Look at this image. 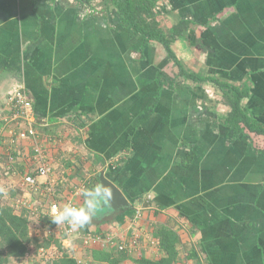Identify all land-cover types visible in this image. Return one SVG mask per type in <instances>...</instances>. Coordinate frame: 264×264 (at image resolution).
Segmentation results:
<instances>
[{
	"label": "crops",
	"instance_id": "0c3cea01",
	"mask_svg": "<svg viewBox=\"0 0 264 264\" xmlns=\"http://www.w3.org/2000/svg\"><path fill=\"white\" fill-rule=\"evenodd\" d=\"M155 1L166 30L190 24L172 44L178 59L248 84L242 106L264 124V0ZM144 40L103 0H0V200L36 215L33 235L58 237L45 220L51 202L81 204L77 189L104 170L135 209L142 196L153 202L136 225L135 209L101 210L75 229L70 250L81 264H100L93 251L102 248L120 264L159 258L156 226L177 232L176 264H264V154L225 123L231 108L216 87L177 79L159 90L157 72L177 67L161 43ZM18 85L32 101L26 118L9 102ZM42 156L46 176L37 174ZM82 233H115L128 247L85 245Z\"/></svg>",
	"mask_w": 264,
	"mask_h": 264
},
{
	"label": "trees",
	"instance_id": "16d2710c",
	"mask_svg": "<svg viewBox=\"0 0 264 264\" xmlns=\"http://www.w3.org/2000/svg\"><path fill=\"white\" fill-rule=\"evenodd\" d=\"M86 1L91 3L93 0ZM103 4L114 7L119 16V22L128 25L131 29V36L142 34L145 36V44L158 41L164 46L174 66L177 67V72L175 76H171L170 73L159 70L155 76L159 90L165 86L175 87L177 79H187L195 84H210L216 87L221 91L224 101L231 108L225 123L234 132L248 136L253 141L254 148L264 154V140H262L264 124L253 120L250 110L242 106V100L250 94L248 84L236 85L217 76L193 71L176 56L172 44L177 39L188 36L189 22L181 21L166 30L162 27L155 11V0H103ZM148 196H142V204L148 205L153 202V197L151 196L149 199ZM45 220L50 226L55 225L50 218L46 217ZM59 235L58 237L45 233L38 236L33 235L30 212L25 210L17 213L12 206L0 201V264H13V260L20 262L27 256L32 246L44 253L46 251L47 255L43 257V264H80L70 248L63 244L65 235L62 232ZM154 236L159 241L162 256L153 259L140 254L135 259L136 264H176L180 256V239L177 232L166 226H160L155 230ZM112 245L114 244H107L109 247H113ZM93 257L98 261L96 263L100 264H120L122 259V257L114 256V252L104 248L95 249Z\"/></svg>",
	"mask_w": 264,
	"mask_h": 264
},
{
	"label": "built area",
	"instance_id": "2783aa9c",
	"mask_svg": "<svg viewBox=\"0 0 264 264\" xmlns=\"http://www.w3.org/2000/svg\"><path fill=\"white\" fill-rule=\"evenodd\" d=\"M9 102L12 105V109L15 110L16 112H18L19 114H21L24 118H26L29 115V112L31 110L32 107V101L30 100V98L28 97L26 91L24 90V88L21 85H18L17 87H15L9 97ZM42 156V158L39 159V163L38 164V168H37V174L38 175H42V176H46L49 173V165L48 162L46 161V158ZM36 182L35 177L34 176H27L25 178V183L29 184V185H34ZM86 186V184H82V188H78L76 191L77 195H81V190ZM148 198L150 199L151 196H148ZM70 204H75L72 202V200L70 202H68ZM17 204H23L25 206H28L29 208H31L28 204V202H26V200H20L18 201ZM53 205H60V203L56 200L52 201L50 204V208H49V213H50V209ZM142 207L136 208L134 211V216L129 220L131 225H136L139 221L142 220V215H143V208H145L146 205L142 204ZM61 232L65 235L63 238V244L66 246L67 241L69 242L70 246L72 247V244L70 242H72V236L76 235L77 232L75 229H72L71 227L67 226V225H58ZM106 236L105 238H103L101 235L98 234H91V233H82L81 234V238L82 241L85 245H92L93 243L96 242H100L102 240V238L106 241V244L108 243H116L118 242L117 239H119L118 235H116L115 233L112 234H108V235H103ZM139 238H140V234L135 230L132 234L131 237L129 239V241L127 242L130 246L136 247L139 243ZM126 242L124 243H119L118 242V248L120 251H124L126 249V247H128V244ZM83 244V245H84ZM68 247V246H66ZM70 248V247H69ZM72 249V248H71ZM79 263L81 264V260L78 259Z\"/></svg>",
	"mask_w": 264,
	"mask_h": 264
},
{
	"label": "clouds",
	"instance_id": "9594fccd",
	"mask_svg": "<svg viewBox=\"0 0 264 264\" xmlns=\"http://www.w3.org/2000/svg\"><path fill=\"white\" fill-rule=\"evenodd\" d=\"M80 194L83 202L79 205L65 203L51 207L49 218L53 224L67 225L72 229L84 228L113 200V192L101 183L85 186Z\"/></svg>",
	"mask_w": 264,
	"mask_h": 264
},
{
	"label": "water",
	"instance_id": "95a60500",
	"mask_svg": "<svg viewBox=\"0 0 264 264\" xmlns=\"http://www.w3.org/2000/svg\"><path fill=\"white\" fill-rule=\"evenodd\" d=\"M99 183L108 186L113 192V200L111 204L105 205L102 209L105 211V214L115 216L121 211L135 209L122 190L105 175L104 170L99 173Z\"/></svg>",
	"mask_w": 264,
	"mask_h": 264
},
{
	"label": "rangeland",
	"instance_id": "374dc122",
	"mask_svg": "<svg viewBox=\"0 0 264 264\" xmlns=\"http://www.w3.org/2000/svg\"><path fill=\"white\" fill-rule=\"evenodd\" d=\"M95 3L97 4L98 2H95ZM0 201H1L3 204H6V205L8 204L7 201H2V200H0ZM28 204H29V206H30L31 208L34 207L33 204H30L29 202H28ZM8 205H10V204H8ZM17 205H18V204H17ZM10 206H11V205H10ZM14 207H15V206H14ZM28 208H29V207H28ZM16 212H17V211H16ZM17 213H18V212H17ZM30 218H31V222H34V224H35V223H36V220H37L36 215H35L34 217H31V215H30ZM35 228H36V227L34 226V227L31 228V230L34 232V229H35ZM157 228H159V227L156 226V227L154 228V232H155V230H157ZM57 229H58V230H57L58 232H61V230H60L59 227H58ZM149 232L152 233L151 230H148L147 234H149ZM151 233L149 234V236L151 235ZM148 241H149V244H150L151 246H156L155 244H153V243L151 242V240H148ZM66 246L72 248V247L70 246V244H69L68 241H67ZM155 248L158 249L159 247L156 246ZM46 255H47L46 251H45V253H44V252H42V250H36L35 247L32 246L31 249H30V252L27 254L26 257H24L20 262L17 261V260H13V264H43L42 260H43V257H46ZM73 255H74V254H73Z\"/></svg>",
	"mask_w": 264,
	"mask_h": 264
}]
</instances>
